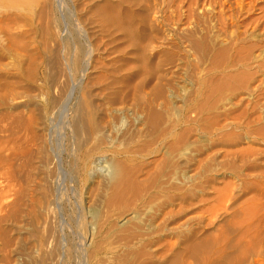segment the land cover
<instances>
[{
	"label": "rangeland",
	"instance_id": "rangeland-1",
	"mask_svg": "<svg viewBox=\"0 0 264 264\" xmlns=\"http://www.w3.org/2000/svg\"><path fill=\"white\" fill-rule=\"evenodd\" d=\"M22 1L0 5V111L45 106L50 92L36 31L44 0ZM96 2L65 0L63 35L72 30L67 13ZM143 13L166 42L153 67L154 113L106 105L111 128L98 131L90 88H80L83 72L72 66L64 86L76 87L74 99L67 115H53L50 134L67 170L75 158L83 177L100 180L95 210L90 185L73 192L63 181L64 240L19 264H194L191 241H203L204 257L219 264H264V0H144ZM191 37L205 39L203 60L177 50L174 41L190 49ZM120 73L116 62L93 78L109 85ZM81 103L87 117L77 136ZM9 189L1 180L0 216L11 212Z\"/></svg>",
	"mask_w": 264,
	"mask_h": 264
},
{
	"label": "bare ground",
	"instance_id": "bare-ground-1",
	"mask_svg": "<svg viewBox=\"0 0 264 264\" xmlns=\"http://www.w3.org/2000/svg\"><path fill=\"white\" fill-rule=\"evenodd\" d=\"M6 1L13 2L14 6L23 2L0 0V5ZM143 2L97 0L90 8L78 6L77 11L67 13L72 30L65 36L63 30L60 31L65 0H44L37 13L36 31L46 57L45 81L50 90L46 105L27 101L0 111V184L7 178L9 191L13 192L9 205L11 212L0 216V264H19L20 256L52 251L54 244L64 240L60 235L66 223L60 204L63 181H67L73 192L82 182L90 185L87 194L90 208L98 187H101L100 180L92 178L88 171V176L83 177L74 168L77 165L75 158L70 170L66 169L63 152L53 143L50 134V123L55 125L54 116L67 115L74 99L76 87L66 90L64 86L74 64L83 72L80 88L82 85L89 87L96 103L98 131L111 128L106 105L113 107V111L120 106H135L154 113L159 92L153 86V67L166 50V42L157 38L154 24L147 21ZM218 4L219 8L224 7L223 1ZM174 43L183 56L193 51L203 60L209 53L204 38L191 37L188 40L190 49L186 45L181 50L180 43ZM75 45L77 49H73ZM116 62L120 64L121 73L109 85L102 77L93 78V75L108 71ZM145 85L149 90H143ZM101 89L105 93L109 90L105 97ZM78 111L73 132L80 136L85 131L86 105L79 104ZM124 194L125 190H120L116 200ZM188 245L194 264H219L204 257L206 246L203 241H191ZM8 248H12V256L3 254Z\"/></svg>",
	"mask_w": 264,
	"mask_h": 264
}]
</instances>
